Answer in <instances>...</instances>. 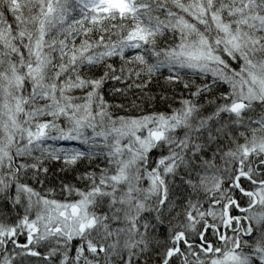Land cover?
<instances>
[{"label": "snow or ice", "instance_id": "1", "mask_svg": "<svg viewBox=\"0 0 264 264\" xmlns=\"http://www.w3.org/2000/svg\"><path fill=\"white\" fill-rule=\"evenodd\" d=\"M0 264H264V0H0Z\"/></svg>", "mask_w": 264, "mask_h": 264}]
</instances>
